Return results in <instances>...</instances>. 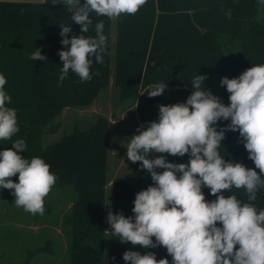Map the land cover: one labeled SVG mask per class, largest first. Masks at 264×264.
<instances>
[{"label": "trees", "instance_id": "obj_1", "mask_svg": "<svg viewBox=\"0 0 264 264\" xmlns=\"http://www.w3.org/2000/svg\"><path fill=\"white\" fill-rule=\"evenodd\" d=\"M259 7L260 0H146L135 15L121 14L116 19L113 82L120 99L135 104L139 125L146 128L148 122L157 121L159 105L185 102L193 91L191 80L197 75L207 76L203 87L211 91L214 72L231 79L252 66L264 64V19H258ZM91 18L93 25L84 35L95 37V24L104 22L108 38L104 62L93 63L90 81L80 82L70 71L58 86L63 66L58 52L64 47L60 24L73 23L67 6L0 1V74L5 76V91L12 98L6 106L16 109L19 128L11 140H0V151L23 139L27 149L21 155L29 160L42 158L57 177L55 185L74 187L77 197L66 218L71 229V264H103L106 238L109 264H130L122 258L129 250L141 254L153 252L157 260L167 258L171 264L172 257L163 246L144 249L121 243L119 237L112 235L111 228L107 232L105 202L110 182L106 118H98L86 129H74L45 150L41 147L42 137L56 132L51 124L65 109L89 107L110 84L112 20L95 13ZM73 33H80L79 25H72L69 38ZM36 48L42 49L47 61L29 59ZM160 83L167 84L164 95L149 98L147 92ZM228 123L217 122V130ZM242 141L238 131L226 132L220 154L226 161L241 162L255 169ZM164 155L173 163L189 161L187 154ZM11 179L18 182V174ZM153 183L151 178L139 179L135 184L123 178L113 180L111 211L133 216L136 194ZM202 191L207 201L216 199L210 189ZM223 194L248 202L244 188L233 187ZM257 197L253 203L259 211L264 209V190L258 191ZM152 239L155 242V237Z\"/></svg>", "mask_w": 264, "mask_h": 264}, {"label": "clouds", "instance_id": "obj_2", "mask_svg": "<svg viewBox=\"0 0 264 264\" xmlns=\"http://www.w3.org/2000/svg\"><path fill=\"white\" fill-rule=\"evenodd\" d=\"M52 5L67 6L71 25L60 24L61 44L58 52L63 62L58 86L75 73L80 82L93 78L92 65L103 64L108 38L104 22L95 24V37L86 36L93 25L91 14L117 19L121 14L135 15L146 0H47ZM264 4V0H260ZM80 33H72V25ZM36 48L29 59L47 61ZM95 75H99L98 72ZM207 76L191 80L192 93L185 102L159 105L157 121L141 125L126 148L129 162H140L154 182L139 191L134 199L133 216L123 212L107 214L112 235L121 243L144 249L163 246L171 264H264V209L253 202L264 190V64L245 70L239 77H223L220 85L230 93V104L203 86ZM7 80L0 74V140H11L19 131L17 111L7 107L11 96L5 91ZM167 84L160 83L147 92L149 98L162 96ZM230 121L217 130V122ZM239 132L248 158L255 169L241 162L225 160L220 154L226 132ZM27 143L12 142L11 148L0 151V188L12 190L17 208L32 215L44 214V200L57 177L50 165L40 157L25 158ZM151 153L161 154L150 158ZM189 156L188 163H173L166 155ZM163 169V171H157ZM18 174V182L11 179ZM244 188L248 202L223 193ZM210 189L215 196L207 201L202 191ZM220 226H217V225ZM155 237V242L153 241ZM123 260L130 264H169L167 258L157 260L153 252L141 254L126 251Z\"/></svg>", "mask_w": 264, "mask_h": 264}, {"label": "rangeland", "instance_id": "obj_3", "mask_svg": "<svg viewBox=\"0 0 264 264\" xmlns=\"http://www.w3.org/2000/svg\"><path fill=\"white\" fill-rule=\"evenodd\" d=\"M45 3L51 4L47 0ZM258 19L259 21L264 19V4L261 3ZM115 42L116 19L112 20L109 86L100 92L89 107L65 109L51 124L56 132L45 134L41 140V147L45 150L49 145L72 133L74 129H86L101 117L107 119L109 123L107 176L110 184L106 190V218L111 210L110 185L113 180L123 178L135 184L139 179L148 181L151 178L147 170L140 169V162L133 164L126 156L130 138L138 134L137 128L140 125L135 104L132 101L121 100L119 90L114 86ZM226 54L229 55L227 52ZM221 78H223L221 74L213 73L211 92L227 106L230 100L226 87L220 85ZM160 155L151 153L150 158ZM76 197L73 186L54 185L45 197L44 214L32 215L15 206L12 190L0 188V264H71L69 250L71 229L66 223V218ZM106 226L109 233L111 227L108 222ZM34 251L36 253L33 254ZM103 264H109L108 238L104 246Z\"/></svg>", "mask_w": 264, "mask_h": 264}, {"label": "crops", "instance_id": "obj_4", "mask_svg": "<svg viewBox=\"0 0 264 264\" xmlns=\"http://www.w3.org/2000/svg\"><path fill=\"white\" fill-rule=\"evenodd\" d=\"M1 2H13L12 0H0ZM46 0H16V2L45 3Z\"/></svg>", "mask_w": 264, "mask_h": 264}]
</instances>
